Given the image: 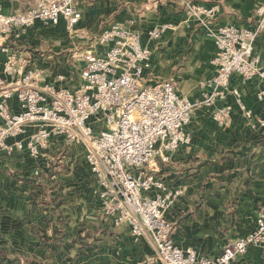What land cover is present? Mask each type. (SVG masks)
I'll return each mask as SVG.
<instances>
[{
    "label": "crops",
    "instance_id": "obj_1",
    "mask_svg": "<svg viewBox=\"0 0 264 264\" xmlns=\"http://www.w3.org/2000/svg\"><path fill=\"white\" fill-rule=\"evenodd\" d=\"M36 1L0 0L7 13H23ZM191 3L219 10L210 19L197 18L189 10ZM76 4L82 13L80 36L70 34L61 18L46 28L36 22L5 40L19 57L42 71L41 83L55 81L62 72L68 75L67 84L74 85L84 66L78 53L93 50L104 56L109 46L97 45L95 37L120 23L152 50L145 84L168 80L180 96L202 101L211 90L204 83L215 73L216 47L208 31L227 24L254 27L264 0H76ZM162 25L168 26L162 35L150 37V31ZM254 52L264 61V30L255 40ZM5 60L0 51V75ZM234 90L249 116L242 113ZM10 104L14 112L19 110L15 98ZM226 106L231 107L229 115L217 120L214 112ZM263 120L264 84L258 77L233 75L224 98L194 110L187 126L191 142L172 153L168 162H157L154 173L168 187L188 188L165 212L176 245L212 257L226 243L255 230L264 203ZM63 143L53 140L40 160L24 150L0 151V264H143L156 250L150 234L136 238L128 222L114 224L102 209L84 145ZM47 162L53 168L45 169ZM233 264H264V248L250 246Z\"/></svg>",
    "mask_w": 264,
    "mask_h": 264
},
{
    "label": "built area",
    "instance_id": "obj_2",
    "mask_svg": "<svg viewBox=\"0 0 264 264\" xmlns=\"http://www.w3.org/2000/svg\"><path fill=\"white\" fill-rule=\"evenodd\" d=\"M188 7L197 18L210 19L219 10L193 3ZM81 17L76 0H37L23 13H7L0 2V51L6 54L0 75V151L24 150L40 160L53 140L86 146L85 160L97 179L105 214L116 226L128 222L134 237L149 233L153 240L155 253L146 256L143 264H233L250 246L264 248V203L255 230L226 243L217 255L202 257L194 249L176 245L165 212L188 188L168 187L153 170L159 160L168 162L172 153L191 142L187 126L194 110L224 98L233 75L258 77L264 84V61L254 52L255 40L264 30V7L257 10L254 27L227 24L208 31L216 47L215 73L204 83L211 90L202 101L180 96L168 80L145 84L152 50L142 44L138 33L120 23L95 37L97 45L109 46L104 56L93 50L78 53L84 66L74 85L67 84L68 75L62 72L55 81L41 83L42 71L5 43L10 35L25 33L36 22L46 28L61 18L70 34L80 36ZM167 28L151 30L150 37L159 38ZM233 93L242 113L249 116L239 92ZM13 98L17 112L11 109ZM230 111V106L218 108L214 117L224 121ZM19 136L23 138L8 142ZM52 166L47 162L45 169Z\"/></svg>",
    "mask_w": 264,
    "mask_h": 264
},
{
    "label": "rangeland",
    "instance_id": "obj_3",
    "mask_svg": "<svg viewBox=\"0 0 264 264\" xmlns=\"http://www.w3.org/2000/svg\"><path fill=\"white\" fill-rule=\"evenodd\" d=\"M31 64V63H30ZM75 65V67H77V69L79 70V65L78 64H74ZM74 146V145H73ZM84 149H85V152H86V146H84ZM85 154V153H84Z\"/></svg>",
    "mask_w": 264,
    "mask_h": 264
},
{
    "label": "trees",
    "instance_id": "obj_4",
    "mask_svg": "<svg viewBox=\"0 0 264 264\" xmlns=\"http://www.w3.org/2000/svg\"><path fill=\"white\" fill-rule=\"evenodd\" d=\"M52 168H53V166H52Z\"/></svg>",
    "mask_w": 264,
    "mask_h": 264
}]
</instances>
